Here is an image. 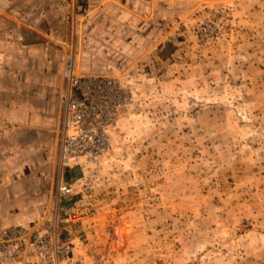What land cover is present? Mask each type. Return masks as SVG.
<instances>
[{
	"label": "rangeland",
	"instance_id": "rangeland-1",
	"mask_svg": "<svg viewBox=\"0 0 264 264\" xmlns=\"http://www.w3.org/2000/svg\"><path fill=\"white\" fill-rule=\"evenodd\" d=\"M52 7L32 23L63 65L52 175L56 196L61 184L72 191L63 193L57 223L30 230L51 228L70 247L71 264H239V239L264 227V3L251 18L205 12L192 25L190 66L134 68L136 80L78 72L76 0ZM70 70L119 79L130 104L109 154L66 169L60 147Z\"/></svg>",
	"mask_w": 264,
	"mask_h": 264
},
{
	"label": "crops",
	"instance_id": "crops-1",
	"mask_svg": "<svg viewBox=\"0 0 264 264\" xmlns=\"http://www.w3.org/2000/svg\"><path fill=\"white\" fill-rule=\"evenodd\" d=\"M52 3L0 0V231L15 226L34 229L49 219L57 223L63 212V193L55 195L52 175L58 143L50 140L59 127L63 65L53 44L42 40L41 29L32 23L39 13H52ZM262 3L76 0L75 66L84 74H131L132 80L139 76L134 68L156 71L165 63L175 68L186 62L190 66L197 49L194 21L205 12L223 9L237 18H251L260 13ZM165 47L171 53L166 59L160 57ZM188 79V85L195 83L191 75ZM239 241L245 245L239 264H264V227L252 229ZM20 260L15 264L26 262Z\"/></svg>",
	"mask_w": 264,
	"mask_h": 264
},
{
	"label": "built area",
	"instance_id": "built-area-1",
	"mask_svg": "<svg viewBox=\"0 0 264 264\" xmlns=\"http://www.w3.org/2000/svg\"><path fill=\"white\" fill-rule=\"evenodd\" d=\"M69 90L64 111V136L60 147V163L95 164L112 148L111 134L119 123L120 112L130 104V97L117 78L77 76L68 73ZM81 161V162H80ZM60 191L72 189L61 184ZM53 230L44 233L20 226L0 231V264L17 258L33 257L37 264H71L70 247L58 243Z\"/></svg>",
	"mask_w": 264,
	"mask_h": 264
}]
</instances>
